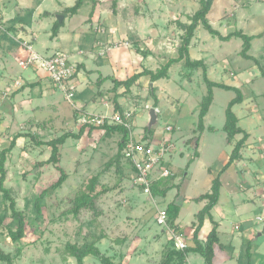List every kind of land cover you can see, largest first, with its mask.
Masks as SVG:
<instances>
[{
	"label": "rangeland",
	"instance_id": "1",
	"mask_svg": "<svg viewBox=\"0 0 264 264\" xmlns=\"http://www.w3.org/2000/svg\"><path fill=\"white\" fill-rule=\"evenodd\" d=\"M63 1L68 5L67 7H72L77 0ZM124 1L123 5L117 3L114 9V0H96V5L97 3L101 5L100 23L110 22L111 27H117L122 22V29L126 33L125 38L120 36L116 40L120 42L118 44L120 46L108 52L103 58V61L110 60L116 63L115 78L122 80L134 76L137 66L143 70L150 69L156 72L170 59L178 58V50L191 24V17L200 8V0H189L184 6L179 4L181 0ZM42 2L43 0H1L0 79L3 78L1 70L6 67L7 61H9L8 67L12 66L11 68L14 67L18 72L22 70L18 62L21 57L20 51L24 49L18 37L27 36L25 39L33 42L34 50L44 56L49 55L55 49L57 43L53 40L55 37L52 36L55 22H51L52 19L57 21L56 16L63 15V10L57 13L51 2L46 3L45 9L41 10L39 4ZM95 9V4L89 0L72 20L67 18L63 42L58 43L61 48H57L59 49L57 53L70 49L77 41L76 36L78 35H83V40L92 43L95 38L93 32L97 27L94 26L93 30L88 29L93 27L90 22ZM49 16L51 19H47ZM117 17L120 19L118 20ZM65 19L64 17V21ZM208 19L211 26L224 36L235 30H243L248 35H263L264 0H213ZM21 26L25 27L23 30L27 34L21 31ZM140 37L143 39L139 40ZM194 38L198 41H195L192 48V57L206 62L209 78L214 82L239 87L247 99H253L251 103L258 104V111L252 115L240 106H234L233 111L242 118L240 126L251 132L263 133L264 78L262 70L255 62L246 60L240 55L243 41L233 39L226 44L212 37L202 25L197 28ZM126 41H129V46ZM199 42H201L200 46H198ZM103 46L106 45H102L101 48ZM132 50L135 51L134 54L138 60L135 63L132 62L130 55ZM99 52L98 49L94 51L96 57ZM262 52H264V37L256 41L251 53L258 58L260 65L264 66ZM35 69L37 70L36 75L46 74L38 67ZM32 73L30 70L24 75L28 77L33 75ZM8 75L10 77V74ZM241 75L243 78L240 77ZM153 89H155L154 93ZM119 91L124 92V96H119L122 99L119 101L127 109L134 111L135 136L139 138L144 135L147 138H154L155 144L162 140H169L172 145L166 160L170 163L169 169L173 176L154 184L161 189L165 183H168L170 189L166 196L158 194L153 196V199L160 208H166L172 202L181 205L178 223L184 230H187L191 226L193 213L200 210V203L195 199L211 192L213 180L218 177L228 161L230 145L224 126L226 110L229 102L236 97V93L220 88L214 89V102L205 119V130L201 132L198 129L200 105L208 92L202 69L191 71L184 67V62H180L171 67L168 79L152 83L150 77L147 76L146 82L138 80L129 90L122 85ZM64 96V93L60 91L57 94V100L60 104L59 109L63 113L61 117H66L68 124L64 121L61 123L60 120L45 123L48 129L43 132L54 133L42 137L46 140L59 138L68 132H78L82 127L79 122L81 116L78 117L77 113H73V104L68 102ZM156 97L159 100L158 120L157 124L150 128V112L154 108ZM105 99L102 101H107V98ZM73 103H76V99ZM92 109L100 115L118 113L115 112L113 101L101 102L100 106ZM92 109L90 108L89 111ZM245 113H249L250 116H246ZM167 127H172L173 131L167 132ZM111 135L106 132H90L86 136L83 134L79 138L67 139L60 147L62 150L60 166L68 174V178L62 189L60 188L61 190L56 193L51 187L60 178V171L55 165H50L43 172L41 169L44 165H39L40 162L37 159L40 157L39 154L45 155L48 146L43 148L37 146L42 153L38 151L32 154L27 149L24 155L17 153L8 155L10 182L6 184V187L12 190L17 208L25 213L28 225L25 243L23 241L13 243L7 231V228L13 225L11 212L0 192V218L5 216L4 221L0 220V249L5 253L13 254L23 250L15 264H72L68 262V259L66 261L63 259L62 253H64L65 245L70 242L82 245L85 241V234L98 228L96 224L100 221L97 223V219L101 220L99 214L104 212L100 226H106L103 230L106 233L109 232L108 234L115 241L125 240L127 242L129 239L135 240L137 237H143L142 249L152 250L155 246V237L160 236L163 240L170 237L168 232H163L164 227L157 223L158 213L154 201L143 193L141 187L135 185V172L124 160L119 150L120 139L114 140ZM116 136L120 138L121 133L118 132ZM197 139L199 148L196 149ZM5 144L9 145L11 142ZM33 149L38 150L36 147ZM196 150L199 151L201 158H196L191 163ZM158 176L159 171L156 170L152 178ZM95 180L97 183L93 194L94 209H83L79 214H75L73 208L76 198L88 193L90 185ZM232 187H235V184L230 181V178L226 179L222 189V198L216 207L215 214L220 217L219 219H223L225 227H230L232 230V234L236 237L234 242L236 252H239V241L236 242L239 233L250 228L256 238L258 236L256 230L264 227L263 222L258 221V217L263 212L260 208L261 203H252L253 205H248L247 209L245 206L242 207V216L238 217L229 198ZM45 189H49L50 194L43 203L42 212L38 214L34 202ZM54 196L57 198L54 199ZM37 216L38 220H36ZM235 225L240 226V229H235ZM211 228V223L207 221L201 230L203 238L208 235ZM145 236H148L152 242L146 241ZM193 238L188 240L189 244L194 243ZM221 238L223 242H229L224 234H221ZM170 239L168 242L171 244ZM259 239L261 243L264 242V234ZM115 241L113 245L105 246L111 255V249L118 254V244ZM74 262L75 260L73 264L76 263ZM193 262L201 264L202 259L200 256L193 255ZM158 263L162 262L146 256L138 264ZM247 263L245 254L239 264ZM0 264L4 263L0 262ZM87 264L101 263L90 256ZM252 264H264V246L260 247L254 255Z\"/></svg>",
	"mask_w": 264,
	"mask_h": 264
},
{
	"label": "crops",
	"instance_id": "2",
	"mask_svg": "<svg viewBox=\"0 0 264 264\" xmlns=\"http://www.w3.org/2000/svg\"><path fill=\"white\" fill-rule=\"evenodd\" d=\"M68 1L71 2V0H68ZM188 1L189 0H181L179 2V4H182L184 6ZM194 1H196V0H194ZM48 2L53 3V6L56 8L55 11L57 13H60V11H62V10L64 12L67 8H70V7H67L68 5L66 3H64V1L62 2V0H43V2L39 4L40 9L41 10L45 9V4ZM124 2H125L124 0H119L118 5H123ZM134 2L136 3V1H134ZM75 4H76V2H75ZM0 6H1V0H0ZM100 7H101V5H99V3H97L96 9L94 11V16L92 17L93 19L90 22L91 26H93V27H90L88 29V30H93L94 26L97 27L96 31L93 32V35L95 38L92 40V43H90L89 41L83 40V38H82L83 35L82 36L78 35V36H76L77 41L74 40L75 43L71 46V48L66 50V52H62V53L68 54L70 56L71 62L76 64V66H77L76 75L69 85L75 91V98L74 99H76V103H74L72 106H73V113H77L78 117L82 116V115L111 116V115L97 114V112L92 109V108H97L98 106H100L101 102L108 103L109 101L110 102L116 101L121 107H123L122 108V109H124L123 112L129 110L125 107V105H123L119 101L121 99V98H119V96H121V95L124 96L123 95L124 92L122 93L121 91H119V88L122 86V85H119V83L124 82L127 79L122 80V79L115 78L116 71H117L116 63L113 61H110V60L107 62L103 61V58L105 56L101 57L99 55L100 52L98 53L97 57L94 54V51L96 49H98L99 51L101 50L102 45H108V44L116 45V44L120 43V42L118 43L116 41L118 37H120V36H122L123 38L126 37V33L122 29V25H121L122 22H120L117 27H114V26L111 27L110 22L109 23L107 22L106 24L100 23V21H101V16L99 15L100 14V11H99ZM63 12H62V14H63ZM74 16L75 15H73V16L68 15L66 17L65 25L59 30L58 35L53 39L57 43L55 45V49H53L50 52V54L46 55V56L56 54L59 51V49H57L60 47L58 43L60 41L63 42V36L65 33L64 30L66 29L67 18H71V20H72ZM47 19H51V17L49 16V17H47ZM119 19H120V17L118 18V20ZM55 21L56 20L52 19L51 23H54ZM123 24L125 25V23H123ZM108 26H110V27H108ZM120 26H121V28H120ZM23 28H25V27L24 26L20 27L21 31L23 33H25ZM99 33H101V34H99ZM139 33L142 36V32L140 31ZM25 34H27V33H25ZM258 35H260V34H258ZM263 37H264V34L263 35L261 34V37H256L251 43V49L249 51V55L254 57L256 60H258V58L253 56L251 53L255 47L256 41L258 39L263 38ZM25 38L27 39V36ZM25 38L18 37L22 47H23V45H22L23 42H31V44L33 45L32 41H28ZM142 39H143V37L139 38V40H142ZM138 41H136V42H138ZM195 41L197 42L198 40H196V38H194L192 44L190 45V56H191L192 60L198 61L200 59H194L192 57V48L194 46ZM231 41H229V42H231ZM126 42L129 46L130 45L129 41H126ZM229 42H224V43L228 44ZM200 43L201 42L198 43V46H200ZM23 49L24 50L20 51L21 57H20L19 61L23 60L28 55L26 49L24 47H23ZM114 49H116V48H114ZM112 51H113V49H112ZM134 53H135V51H133V50L130 53L133 63L138 61L136 59V56ZM262 55L264 57V52H262ZM249 61H251V60H249ZM8 63H9V61H7V65L9 66ZM7 65L4 69L1 70V73H3L2 74L3 78L0 79V118H1V122H0V151L9 148L11 144L7 145L5 143H8V142L12 143L14 138L16 136H18V138L16 139V145L12 149V151L10 152L11 154L17 153V154H23L24 155L27 153V149H29L32 154L38 153V151H39V153H42V151L39 149V147L37 148V146H40L41 148L45 147L46 145H40L39 143L40 142H48L51 140H46L45 138H42V137L43 136L45 137L47 135H51L53 133V132H43V130L48 129V125L46 126L47 122L52 121V123H54V122H57L60 120L61 123L63 121H64V123L65 122L67 123V118L61 117V115L63 113L61 112V110L59 109V106H58L60 104H59V101L57 100V94L60 93V90L50 80V78H48V76L46 74L44 76H41L39 74L36 75L37 74L36 69L21 70V72H18L14 67L11 68L12 66L8 67ZM137 67L135 68L134 75L142 73L144 71L141 67L140 68H139V66H137ZM262 67L264 69V66H262ZM146 69H148V68H146ZM30 70L33 72L32 73L33 75H29L28 77H25L24 74L26 72H29ZM148 70H150V69H148ZM244 73L246 74V72H244ZM8 74H10V77ZM240 77L243 78L242 75ZM139 80H145V82H146L147 76L142 77ZM17 82L21 83V86H17L16 85ZM111 82H113L114 85ZM237 88H239V87H237ZM2 94H3V96L1 97ZM104 96H106V97H104ZM105 98H107V101H102V100H106ZM252 100L253 99H247V97H245L243 103L236 105V106H240L241 109H243V110L245 109V110L249 111L252 115L256 111H258V106H257L258 104L257 103L254 104V102L251 103ZM106 106H107V104H106ZM90 108L92 110L89 111ZM234 113H235V111H234ZM245 114H246V116H250L249 113H245ZM236 116L239 120L238 126L241 127L240 124L242 122L241 121L242 118L239 114L238 115L236 114ZM206 117H205V119H206ZM52 123L49 122V124H52ZM19 129H23V130L18 131ZM81 129L84 130V133H83L84 136L90 134V132H93V133H95V132H106L105 130H102V129L91 130V126H89V127H83L82 126V127H80V130ZM80 130L78 132H80ZM243 130H245V129H243ZM245 131L249 135V138L247 139L244 147L241 149L240 159L235 161L227 169V171H225V173H223L220 177L222 186H221L219 202L216 205V207L219 205V203L221 201L220 199L222 198V189L224 187V181L226 179L230 178V181L235 184V187H232V189L230 191V195H229V198L232 202V206H233V210H234L235 214L238 217H241L242 216V213H241L242 207L245 206V209H247L248 205H253L254 203L258 204V202H259V204L261 203L260 208H262L263 213L258 217V221L263 222V224H264V168H261L259 166V165H261L262 167H264V132L259 134L260 132H251V130H245ZM78 132H68V133L78 134ZM117 133H112V135H111L112 139H114V140L120 139L121 140L122 134H121V137L119 138L116 136ZM142 137H145L146 140H149V141L154 143V138H151V137L147 138L144 135L140 136L139 138H142ZM242 138H243V135L240 134V135H237L232 141L228 140V143L230 145V149H229L230 154H228V156H227L228 161L225 163V165L229 162V159L231 157L232 151L235 148V145ZM54 139H56V138H54ZM195 146H196V144H195ZM34 147H36V149H38V150L36 151L35 149H33ZM49 148L50 147H48V151L46 153H44L45 155L39 154L40 157L37 158V159H39L38 160L40 162L39 164L45 163L49 160V158L51 156V155L49 156ZM197 148H199V144H198ZM50 150H51V148H50ZM60 152L62 153V150H60ZM198 153H199V151H198ZM197 158L198 159L201 158L200 153H199V156ZM60 159H61V157H60ZM8 161H9V158L7 156V162H6L7 172H8ZM169 165H170L169 162L165 164L166 167H169ZM49 167H50V165L45 163L43 169H41V170L44 172ZM8 176H9V172L7 174V180L5 182V186L8 182H10L8 179ZM225 177H227V178H225ZM165 179H168V178L161 179L157 182H162ZM243 184H246V185H243ZM61 189L56 190L55 193ZM56 198H57V196H54V199H56ZM45 201H46V199H45ZM198 203H200L199 204L200 210L197 213H193V220L191 222V226L189 227V229L187 228V230H184L179 225L178 218H179L180 212H179L178 218L175 222V224L177 225V228H178L177 231L186 235L187 237H185V236L184 237L188 240H191L194 237L193 235H194V232H195L197 225H198V220L196 218V215L205 207V205L207 204V201H202V202H198ZM17 207H18V205H17ZM180 207H181V205H180ZM216 207L212 210V216L214 218V221H216L219 224L218 236L220 239V244L218 246H216V248H215L214 264H239L240 260H242L243 257H245V254H246V259L248 260L247 264H252V258L259 251L260 247L264 246V242L261 243L260 239H259L264 234V227L260 230H256L258 232V234H257L258 236H256V238H255V233H253L252 229H250V228L244 229L245 231H242V233H239L236 242L239 241L240 250H239V252H236V246L234 245L236 237L232 234V230H230V227H225L223 225V222H224L223 219H219L220 217H217V215L215 214ZM181 209H182V207H181ZM181 209H180V211H181ZM19 211H23V210L19 209ZM99 215L101 216L100 218L102 220V218L105 215V212L101 213ZM191 216H192V214H191ZM101 220L97 219V223H99L98 221H100V223H101ZM207 221H209V220H206L205 223ZM100 223L96 224L98 227L97 229H92L91 231H88V233L85 234L86 237H85V241L83 244L94 243L95 246L98 248V250L103 255L110 257V258L112 257L111 259L115 263H118V264H138L141 261V259L145 258L146 256L149 257L150 259L155 260V261L163 262L167 256L168 252H169V248H170L171 244L168 241H169L170 237L167 238V240H163L160 236H157L154 239L155 246L153 247V249L152 250H150V249L144 250V249H142L143 237H137V238H135V240L129 239L127 242L125 240H121V241L116 240L115 241V240H113L112 237H110V235L108 234L109 232L106 233L103 230V229H105L106 226H104L102 224L103 227H101ZM211 226H212V224H211ZM234 228L239 230L240 226L235 225ZM201 230L199 232V239L201 242L205 243L208 235L205 238H203ZM211 230H212V228H211ZM163 232L165 233L166 231H163ZM221 234H224L225 236H227L229 242H227V243L223 242V240L221 238ZM39 238H41V236ZM25 239L23 240V242L25 241ZM145 240L149 241L150 243L152 242L151 240H149L148 236H145ZM114 241L117 242V244H118L117 245V251H118L117 253L118 254L114 253L111 249V252H112V255H111V254H109V252L107 251L108 249L105 246L106 245H113ZM73 244H77V243H73ZM82 245H79V246H82ZM189 245H190V247H194L195 242L190 243ZM245 250H246V252H245ZM62 254H63V259L65 261H66V259H68V262L73 264V260H75L76 263L75 262L74 263L77 264V261L74 257H71L65 253V247H64V253H62ZM193 255L200 256L202 259L201 264H205V260L200 254L191 253L192 259H193ZM88 257H90V256H88ZM88 257H86L84 259V264H87ZM93 257L96 258L100 262V260L97 257H95V256H93ZM93 262H96V260H93Z\"/></svg>",
	"mask_w": 264,
	"mask_h": 264
},
{
	"label": "trees",
	"instance_id": "3",
	"mask_svg": "<svg viewBox=\"0 0 264 264\" xmlns=\"http://www.w3.org/2000/svg\"><path fill=\"white\" fill-rule=\"evenodd\" d=\"M89 0H77L76 4L73 7L67 8L63 15L66 18L68 15H76L80 11V9L84 6V4ZM96 6V1L91 0ZM119 0H114L113 8L115 9L117 7V3ZM212 4L213 0H200V8L199 10L194 14V16L191 17V24L188 26L186 30V35L183 38L182 44L178 50L179 56L175 59H170L161 69L158 71H152V70H144L142 73L135 74L134 76L130 77L124 82H120L119 85H125L126 88L129 90L139 79H141L144 76H149L150 81L152 83H155L161 79H168L169 78V72L171 67L174 64L184 62V67L188 70L195 71L198 69L203 70V76L204 81L208 87L207 95L203 98L201 105H200V112H199V123H198V129L199 131L205 130V117L209 113L210 107L213 104L214 101V89L220 88L227 91H234L236 93V97L233 98L228 105V108L226 110V123L224 126V131L228 135V140L232 141L237 135L242 134L243 138L237 142L235 145L234 150L232 151L231 157L229 159V162L223 167L221 172L219 173L218 177H216L213 180L211 192L207 194H203L200 197L196 198V202H202L207 201V204L205 207L196 215V218L198 220L197 228L194 232V242L195 246L188 248V253H194V254H200L204 260L205 264H214V257H215V248L220 244V239L218 236V227L219 224L214 221V218L212 216V210L216 207V205L219 202L220 198V192H221V175L227 171V169L237 160L241 157V149L244 147L247 139L249 138V135L245 130H243L241 127L238 126V118L236 114L233 111L234 106L239 105L243 103L245 96L240 88H237L235 86L227 85L224 83H218L212 81L208 77V69L204 62V60H192L190 56V45L194 38L195 32L199 25H202L205 30H207L212 37L218 38L220 41L223 42H229L232 39H241L243 41L242 44V51L240 52V55L246 59L254 61L262 70V77L264 78V69L260 65L259 61L256 60L254 57L249 55V51L251 49V43L256 37H261L260 35H248L243 30H235L228 35L224 36L219 31L215 30L208 19V15L211 13L212 10ZM65 25V21L62 23H59V21H55L53 28H52V36L56 37L59 33V30ZM117 87V86H116ZM155 92V89H153V93ZM159 105V100L156 97L155 98V105L154 108L157 109ZM115 112L123 113L122 107L115 101ZM83 127H89V126H83ZM94 129H102L105 130L107 134L112 133H121L122 138L119 143V150L123 155V150L125 147L126 140L128 138V132L125 128L119 125H105L101 127H91V130ZM84 133V130L81 129L78 134L73 133H66L62 135L59 138L53 139L48 142H40V145H46L51 148V157L47 162H45L48 165H55L56 168L60 171L61 176L58 179L56 183L52 185V190L56 191L63 187L64 183L67 181L68 174L64 171V169L60 166V147L66 142L67 139L70 137L79 138ZM18 136L14 138L9 148L4 149L0 152V192L3 196L4 201L8 203V207L11 212V219L13 221L12 227H8V237L13 243H19L22 242L27 237L28 232V225H27V219L26 215L23 211H19L17 208V202L12 196V190L7 188L5 186V182L7 180V168H6V162H7V156L12 151V149L16 145V139ZM199 140H196V149L198 147ZM199 156L198 151L194 153L191 163L194 162L195 158ZM45 163L39 164L44 165ZM97 180L92 182V185L89 187V192L80 195L75 200V206L73 208V211L75 214H79L83 209H94L95 205V197L93 196L95 192V186H96ZM170 187L168 183H165L163 187L160 189L156 186L152 187V193L153 196L163 195L166 196L168 193ZM50 194L49 189H45L41 191L40 195L35 199V208L37 210V213L40 214L43 209V203L47 196ZM97 197V195H96ZM180 205L176 204L175 202L170 203L166 210L168 213V222L169 225L176 230L177 225L175 224L179 212H180ZM5 217V216H4ZM4 217H1L0 220L4 221ZM38 220V216L36 218ZM209 220L212 224V230L208 234L205 243L201 242L199 239V232L202 229V227L205 224V221ZM170 241H172L170 239ZM22 253V250H19L17 254L13 253H5L0 249V262L4 264H15V261L18 259L20 254ZM65 253L71 257H74L77 261V264H84V259L88 256H95L97 257L101 264H118L115 263L110 257H107L103 255L98 248L95 246L94 243H85L82 246H79L78 244L73 243H67L65 245ZM249 254V253H248ZM185 261V253L176 251L174 249L173 243H171L169 252L165 258V260L161 264H184Z\"/></svg>",
	"mask_w": 264,
	"mask_h": 264
},
{
	"label": "built area",
	"instance_id": "4",
	"mask_svg": "<svg viewBox=\"0 0 264 264\" xmlns=\"http://www.w3.org/2000/svg\"><path fill=\"white\" fill-rule=\"evenodd\" d=\"M22 45L28 55L19 61L20 68L22 70L35 69L37 67L42 69L58 89L64 93L65 99L74 104L75 91L69 84L76 75L77 66L71 62L70 56L66 53L44 56L34 50L31 42H23ZM117 47L118 44L103 46L99 55L103 57ZM16 85L21 86V83L17 82ZM133 119L134 111L128 110L123 113H114L111 116L82 115L79 122L82 126L91 127L119 125L127 130L128 138L123 150V158L135 172L134 183L141 187L143 193L154 201L158 213L157 223L169 233L174 249L185 253L184 264H194L191 253L187 252L188 248H190L188 239H185L182 233L169 225L166 208H160L153 199L152 187L155 182L173 176L169 167L165 166L168 163L166 157L170 153L172 145L169 140H162L155 144L146 140L145 137L137 138L133 130ZM166 131L172 132L173 128L167 127ZM156 170L159 171V176L153 179L152 174Z\"/></svg>",
	"mask_w": 264,
	"mask_h": 264
},
{
	"label": "water",
	"instance_id": "5",
	"mask_svg": "<svg viewBox=\"0 0 264 264\" xmlns=\"http://www.w3.org/2000/svg\"><path fill=\"white\" fill-rule=\"evenodd\" d=\"M57 20L59 23H62L64 21V16L63 15H58ZM158 116H157V109L153 108L151 109L150 112V123L149 127L152 128L157 124Z\"/></svg>",
	"mask_w": 264,
	"mask_h": 264
}]
</instances>
